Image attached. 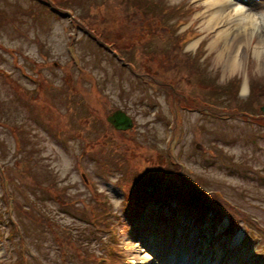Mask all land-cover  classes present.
I'll use <instances>...</instances> for the list:
<instances>
[{"label":"rangeland","instance_id":"rangeland-1","mask_svg":"<svg viewBox=\"0 0 264 264\" xmlns=\"http://www.w3.org/2000/svg\"><path fill=\"white\" fill-rule=\"evenodd\" d=\"M47 1L59 11L51 12ZM153 1L181 11L170 10L167 19L155 22L168 21L169 27L139 44L140 27L147 23L140 25L145 20L133 17L135 6L125 0H0V264H93L80 257L85 252L79 246L105 257L115 235L112 245L119 243L122 255L132 258L124 264H135V248L157 264L141 245L148 237L137 238L122 208L132 187L140 185L133 181L142 169L152 173L140 189L188 187L186 182L207 195H222L210 198L226 215L214 229L209 219L201 225L196 215L186 216L182 205L175 221L163 218L166 225H158L166 227V247H190L197 232H220L215 242L233 247L234 256L247 251L250 264H264L263 44L255 51L264 38V0L224 3L225 16L236 7L243 16H259L244 39H234L241 29L221 35L222 27L207 23L213 0ZM179 15L188 21L177 27ZM187 28L202 35L182 47L179 38ZM96 36L116 45L100 47ZM226 42L237 53L235 69L227 55L221 57ZM170 100L186 106L176 118L177 136L170 127L177 113ZM119 108L133 118V128L117 130L107 121ZM12 127L22 135L19 145ZM172 143L183 178L158 156ZM231 157L234 170L227 168ZM101 191L113 207L104 206ZM98 204L116 224L107 233L88 220L101 211ZM230 219L239 225L254 220L257 226L249 222V230L259 240L245 237L243 228L222 236ZM220 246L211 249L206 263L215 262Z\"/></svg>","mask_w":264,"mask_h":264},{"label":"bare ground","instance_id":"bare-ground-1","mask_svg":"<svg viewBox=\"0 0 264 264\" xmlns=\"http://www.w3.org/2000/svg\"><path fill=\"white\" fill-rule=\"evenodd\" d=\"M207 1V0H206ZM214 3L212 1H209V5L207 6V12L211 11L212 9V5H215V9L210 12V13H206L205 12V19L207 21V23H213L215 27L221 28V35H228L230 29L234 30V28L236 27L237 29H241V31H238L237 34L235 35L234 39L237 38H248L250 35L253 34L257 24H258V19L259 16H255V15H248V16H243V11L240 8H234L232 10L231 13H229L228 15H223L224 14V10L225 8H227L226 4L227 3L228 6L233 4L232 0H226L224 2H222V0H213ZM208 2V1H207ZM247 17V18H246ZM264 18V15L262 16ZM247 20H244V19ZM251 25V26H249ZM228 39V38H227ZM227 41V40H226ZM261 44H263V49L262 54L264 56V38H261V40L259 42H257V45L255 46V51L256 52H260L258 49L261 47ZM258 50V51H257ZM224 55L228 56V60L227 62H229V66L230 68L235 69L236 67H238L239 65V60L237 58V53H235V50L233 48V46H230L228 44V42H226V48H225V52L224 50L221 51V57H223ZM143 242H141L142 246H146L145 240H142ZM206 241V239H205ZM215 241V238H211L210 239V244H212ZM195 243V242H194ZM157 249L159 250V252L155 251V255L154 258L155 260H152L153 263L156 262L157 264H165L164 263V258L167 256V251L164 247H160V241L159 239H157ZM196 244V243H195ZM201 243H197V246H200ZM221 251L218 253V259L220 261V264H228L229 262H231L232 260H235V264H243V260H244V255L243 254H239V253H235L234 256V249L230 248L224 244L221 243L220 246ZM209 248H206V252L208 251ZM140 249H136L134 253L136 254L135 257V264H147L148 260H144L143 257H140L139 254ZM170 254H173L177 257L178 259V264H181L185 255L187 256V254H190L188 256V261H191V258L195 259V256L190 253L189 251H183V250H177L175 252H169ZM208 254V253H207ZM165 256V257H164ZM125 259L129 262H131L132 258L129 257L128 255H126ZM164 260V261H163ZM196 263H201V262H196ZM195 264V263H194ZM219 264V262H218ZM247 264V263H245Z\"/></svg>","mask_w":264,"mask_h":264},{"label":"trees","instance_id":"trees-1","mask_svg":"<svg viewBox=\"0 0 264 264\" xmlns=\"http://www.w3.org/2000/svg\"><path fill=\"white\" fill-rule=\"evenodd\" d=\"M126 4L129 3L128 5L130 6H135L133 9V17L138 14V11H142L144 13H150L154 12L155 9L151 6L154 4L152 0H125ZM131 16V13H130ZM163 162L167 161L166 156L164 154H161L159 157Z\"/></svg>","mask_w":264,"mask_h":264},{"label":"water","instance_id":"water-1","mask_svg":"<svg viewBox=\"0 0 264 264\" xmlns=\"http://www.w3.org/2000/svg\"><path fill=\"white\" fill-rule=\"evenodd\" d=\"M262 109L264 110V106ZM108 120L111 121L118 129H127L133 125L131 117L121 109L116 110L112 115H110Z\"/></svg>","mask_w":264,"mask_h":264}]
</instances>
